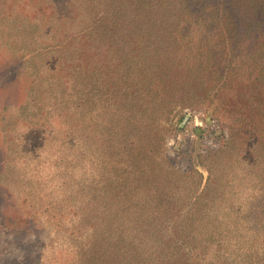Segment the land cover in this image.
Instances as JSON below:
<instances>
[{"label":"rangeland","instance_id":"374dc122","mask_svg":"<svg viewBox=\"0 0 264 264\" xmlns=\"http://www.w3.org/2000/svg\"><path fill=\"white\" fill-rule=\"evenodd\" d=\"M169 1L0 0V264H170L226 186L188 264L264 258V6Z\"/></svg>","mask_w":264,"mask_h":264},{"label":"trees","instance_id":"16d2710c","mask_svg":"<svg viewBox=\"0 0 264 264\" xmlns=\"http://www.w3.org/2000/svg\"><path fill=\"white\" fill-rule=\"evenodd\" d=\"M150 1V5H146V8H152L155 12L154 15L156 16H162L165 17L168 14V10H170L171 4L169 0H147ZM132 2H137V5L135 7V11H143L144 10V4H141L139 2H142V0H111V2H109L108 4L104 5L103 8H101L98 11V14L100 16V22L102 23L104 18H107L109 16H114L116 18L115 19V23H119L120 26H127L128 24V11H129V7L128 5ZM262 5L264 6V0H261ZM256 3H259V0H254L252 5L253 6H257ZM177 7H175L173 9V11L175 10V12ZM184 11H180V13H183ZM220 15L217 16L216 20L211 21V24H216L219 23L220 21L223 22V9L219 10ZM180 15V14H179ZM254 18L250 17L248 19V28L252 26V22H253ZM209 24V25H211ZM97 24L92 25V27L90 28V31L96 32L97 30ZM178 26V25H177ZM89 28V27H88ZM225 39L227 38V32L224 35ZM231 37H232V33H231ZM259 61L261 62L262 66L261 68L264 69V54H261V59H259ZM263 71H260V73ZM259 73V74H260ZM213 179V178H212ZM211 180V177H210ZM233 183L232 180H229L228 182V186L229 184ZM233 185V184H232ZM231 187V186H229ZM227 190V186L226 187H222V190H216L214 192L213 195L210 196V194L207 197V200L210 199V201H212L213 205L210 208L209 207H205L204 209H198L197 213L198 217H194L193 213H190L188 215H186V218L179 224L180 225V230H179V234H178V240L175 241V244L182 239V246L184 245L185 247L189 248V251L187 252V250H185L183 252V254H181L179 256V252L178 256L170 263V264H188V262H190L191 259V255H190V250L191 247L197 248V246L199 245V243L201 242V227L206 228L207 226H202V224L205 222L204 221V217L200 218V213L202 214V212H207L205 214V217L208 216L210 209L211 211L214 209L215 211H220V210H225V208L228 207H232L233 205L229 206V199L227 198V194L228 193H232V189H228ZM222 208V209H220ZM235 212V210L233 208H231L229 210V212L226 213L227 218L229 217L228 214ZM185 216V215H184ZM226 228V234L223 237L224 239H227L228 241H236V245L240 244L242 240L239 239V235L236 232L237 229L241 228L239 226V224L236 223H231V224H227L225 225ZM218 236H220L219 232L216 233ZM105 240V239H103ZM102 240V241H103ZM204 242L207 244L211 243V239H207L205 238ZM204 242H202L204 244ZM215 242L219 243V240H215ZM90 249V256L92 258L93 256V249L92 246L89 247ZM92 249V250H91ZM96 251V250H95ZM105 254V253H103ZM241 257V261L243 264L249 263V264H264V258L260 260V257L258 256H251V255H244L241 256V254H238ZM216 260L211 262L210 264H235L236 262V257L234 259L230 258L227 255H223L220 253L219 249L216 253ZM120 264H124V263H120ZM158 264H164V262H159Z\"/></svg>","mask_w":264,"mask_h":264}]
</instances>
